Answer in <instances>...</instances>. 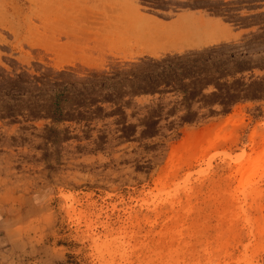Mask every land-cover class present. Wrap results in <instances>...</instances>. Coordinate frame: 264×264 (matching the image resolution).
Instances as JSON below:
<instances>
[{
  "label": "rangeland",
  "instance_id": "obj_1",
  "mask_svg": "<svg viewBox=\"0 0 264 264\" xmlns=\"http://www.w3.org/2000/svg\"><path fill=\"white\" fill-rule=\"evenodd\" d=\"M0 264H264V0H0Z\"/></svg>",
  "mask_w": 264,
  "mask_h": 264
},
{
  "label": "crops",
  "instance_id": "obj_2",
  "mask_svg": "<svg viewBox=\"0 0 264 264\" xmlns=\"http://www.w3.org/2000/svg\"><path fill=\"white\" fill-rule=\"evenodd\" d=\"M166 22L175 26L188 23L189 28L184 29L181 34L186 38V42L191 43L185 44L183 46L184 50L194 47L214 46L224 41H238L254 30L252 27H233L223 16L202 8L183 11ZM179 44V41H175L174 46H177L175 50H179Z\"/></svg>",
  "mask_w": 264,
  "mask_h": 264
},
{
  "label": "flooded vegetation",
  "instance_id": "obj_3",
  "mask_svg": "<svg viewBox=\"0 0 264 264\" xmlns=\"http://www.w3.org/2000/svg\"><path fill=\"white\" fill-rule=\"evenodd\" d=\"M182 1H186V0H182Z\"/></svg>",
  "mask_w": 264,
  "mask_h": 264
}]
</instances>
